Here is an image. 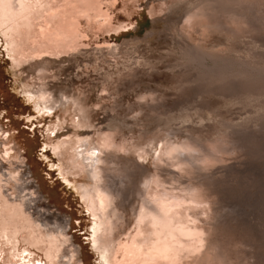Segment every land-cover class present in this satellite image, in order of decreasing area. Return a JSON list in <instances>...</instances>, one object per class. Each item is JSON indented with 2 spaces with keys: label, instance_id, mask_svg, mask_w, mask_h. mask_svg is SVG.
I'll use <instances>...</instances> for the list:
<instances>
[{
  "label": "bare ground",
  "instance_id": "obj_1",
  "mask_svg": "<svg viewBox=\"0 0 264 264\" xmlns=\"http://www.w3.org/2000/svg\"><path fill=\"white\" fill-rule=\"evenodd\" d=\"M13 2L16 3V7L13 6ZM101 3H103L102 0H0V32L5 30L3 35L6 37L5 48L8 55H11L18 65L30 63L31 67L37 68L41 78L45 79L44 73L55 62L50 57L71 54L75 51H77V54H74L75 59L76 56H82L81 47L86 44L85 39L89 37L88 30L83 26L84 23L90 25L94 17L101 15L105 18V20L102 18L104 22L109 27L111 26L113 23V17L109 13L111 9H108V12L104 11L101 8L103 6ZM257 4L262 7V10L259 13L252 12L256 11L254 7ZM247 8L253 10L246 12ZM80 12L84 16L80 15ZM153 12L159 13V15L163 14L161 19L168 26L166 31L172 41V46H174V52L181 60L180 62L183 61L182 69L187 61L185 71H197L196 63L202 65L204 69L211 70L212 68L207 65L208 59H214L216 64L218 63L216 60H224L230 51L238 49L239 41L237 42V39H241L244 33H252L255 39L264 35V0H172L171 2H161L157 8L153 9ZM84 17H89L90 20H86ZM161 19L159 20L161 21ZM101 24L104 25L102 22ZM213 36L216 37L217 44H208L209 38ZM222 39L224 44L219 42ZM109 46L111 47V45ZM105 50H108L107 46L101 45L94 52L103 53ZM91 53L89 52V54ZM251 55H255L254 58H257L264 56V52L261 50L251 53L248 57L251 58ZM245 58L246 64V60L249 58ZM175 59L177 60L175 63L178 64V59ZM255 60L257 59L253 61ZM91 61L93 60L91 59ZM258 61L260 62V59ZM98 62L100 63L99 59L96 63ZM111 62L112 64L116 63ZM252 64L255 65L251 62L250 65ZM168 65L170 66V63ZM260 65L262 66V64ZM94 66V69L99 70L98 64ZM125 66L127 67H124V70L118 71L117 77L123 81L125 78L133 80L132 77L137 76L136 70L129 64ZM175 66L178 65H174L173 69ZM214 66L218 67V65ZM261 68L258 66L257 69L261 70ZM221 74L223 75V72ZM240 75L238 73V76ZM105 76L107 82L102 83L101 90L106 91L107 95L99 98L100 100L113 99L114 105H112V109H109L116 112L121 90L115 84L113 86L112 78L114 76L111 73L107 72ZM128 80H125L126 83ZM114 82L116 80L114 81L113 78ZM141 82H138L139 85ZM132 84H136V81ZM236 86H240L239 82ZM133 87L134 85L130 86V89L133 90ZM147 91L140 94L136 92L139 94L137 96V111H139L137 119L147 114V110L153 113L157 108L159 109L161 104V106L164 105L165 95L162 96L153 90ZM184 92L186 93V91ZM10 94L9 91L4 90V95L7 98L5 100L9 101ZM22 94L23 102L31 103L30 106L34 114H51L58 106L72 105L84 119L82 126L94 127L92 124L93 111L81 93L64 91L58 95L50 87L40 86L35 90L27 89ZM182 94L184 93L182 92ZM261 109L258 113L264 111ZM131 111L135 112L134 109ZM27 118L28 115L24 117V120ZM215 118L214 115L213 119ZM257 121H262V124L257 123L255 126L252 124L248 128L246 125L245 128L236 129L238 132L234 136H229L227 129L234 125L239 127L240 123L216 120L213 130L206 133L195 129L186 132L178 130L164 140H161L162 138L155 139V134H151L155 140L152 137L151 140L148 135L144 137L139 135V139L133 140L132 138L130 140L124 135L120 126L108 132L98 129L93 133L94 136L97 134V138L91 135L92 138L89 136L78 141L75 140L77 147L80 148V153L73 163H79L82 166L81 171H85L86 168L90 169L87 174L90 176L91 183L89 187L84 186L86 192L83 196L93 203L92 210L101 213L100 218L96 213L93 214L96 220L91 227V234L93 233L96 237L98 231H105L103 234L105 238L102 239L100 248L98 239L101 236L95 239L98 254L102 255L100 256L101 263L264 264V244L260 242V238H264V236L262 237L264 233L259 234L260 223L257 217L246 216L242 211L244 202L239 200L242 196L244 180L256 168L253 159L260 154L258 151L262 150H259L258 146L264 137V112L257 117ZM214 123L212 120V124ZM62 124L61 119L58 122L51 121L48 128L45 129L47 131L59 129ZM120 130L123 134L120 139H117ZM44 132L46 131L44 130ZM159 139L161 141H156ZM49 140L54 142L52 139ZM183 141L185 142L182 143ZM191 142L197 145L193 146ZM48 145L47 142L43 148L46 149ZM50 145L56 152L63 149L61 143L55 146ZM177 148L185 151H176L171 156L168 155L169 152ZM261 148H264V144ZM80 156L82 161L78 160ZM148 158H151L153 168L146 167L140 162ZM49 166L54 167V164H49ZM75 167L78 166L75 165ZM180 168L183 171H179ZM262 169L258 173L261 177L264 176ZM61 172L63 174L62 169ZM112 172H115V177L119 176L116 179L113 178L116 180L115 182L111 179V175H114ZM70 173L73 172L69 171L67 174ZM118 178H120L119 181H117ZM133 184L136 189L133 188L130 191L137 199L141 200V205L139 209L134 207L131 208V211L128 209L131 213L129 218L132 219L131 227L128 229V213H126L128 211L125 199L126 196H129L127 195L128 189L130 186L133 187ZM232 197L235 200L234 204L229 201ZM247 198L259 201L255 189L249 191ZM126 201L129 202L128 199ZM0 206V240H2L0 243L5 245V249L7 246L8 250H5L7 264H24L25 254L31 251L32 247L43 252L45 259L41 257L38 260H47L48 264H56L61 240L57 236L44 234L42 230L38 233L30 218L24 215L22 207L10 205L3 198L1 192ZM16 220L27 222L26 228L21 230L14 225ZM262 225L264 232V223ZM20 238L24 242L23 247L20 245ZM246 246L253 249L246 250L244 249ZM105 251L110 255L108 256ZM32 255L33 253L30 252L29 257Z\"/></svg>",
  "mask_w": 264,
  "mask_h": 264
},
{
  "label": "rangeland",
  "instance_id": "obj_2",
  "mask_svg": "<svg viewBox=\"0 0 264 264\" xmlns=\"http://www.w3.org/2000/svg\"><path fill=\"white\" fill-rule=\"evenodd\" d=\"M163 1L171 2L172 0H102L103 3L101 4L103 6L101 8L107 12L108 9H111L109 11L113 17L111 28L104 22L105 18L101 17V15L100 17H94L90 25L84 23L83 26L88 30L89 37L85 39L86 44L81 47L83 57L79 55L75 59L74 54H77V51L71 54L50 57L55 62L44 73L45 79L41 78L37 68L31 67L30 63L18 65L12 56L8 55L5 48L6 37L3 35L5 30L0 32V89L7 90L12 94H10L11 98L9 101L5 100L6 107L0 105V107H3V111L0 112V192L10 205L22 207L24 215L30 218L38 233L42 230L44 234L57 236L61 240L56 264H102L100 257L102 255L99 256L98 247L102 245L105 231H98L96 237L92 233L91 240L87 238L81 239V236H84L89 231V228L85 227V225L90 224L92 227L95 223L96 218L93 214L96 213L100 218L101 213L100 211L92 210L91 206H93V203L90 200H86L83 196L86 192L84 186L87 185L85 187H89L91 183L90 176L87 174L90 169L86 168L85 171H81L80 168L82 166L79 163H73L80 153V148L77 147L76 141L89 136V138H92L94 136L93 133L98 129L108 132L119 126L123 129L124 135L130 140L132 138L137 140L140 136L144 137L146 135L151 139L154 134L155 137H153L155 139L162 138L161 140H164V138L166 139L167 136L168 138L171 137L172 133L178 132V130L186 132L195 129L206 133L213 130L216 126L214 123L216 120L238 122L242 125L229 127L227 129L229 136L236 135L238 132L236 129L240 130L245 128L246 125V128H248L252 124L253 126L257 123L262 124V121H257V117L264 112V56L262 55V58L260 56L254 58L255 55H251V58L248 56L261 50L264 52V35L255 39L252 33H244L241 39H237V42L239 41L238 49L230 51L224 60L221 59L219 60L220 62L216 60L218 62L216 64L214 59H208L207 65L212 68L211 70L204 69L202 65L196 63L195 68L197 71H185L187 61L185 62L184 60L185 66L182 69L181 66L184 64H182L183 61L182 63L180 62L181 60L174 52V46H172V41L166 31L168 26L164 22H159L163 14L159 15V13L155 14L153 12V9L157 8ZM258 5L254 7L256 11L247 8L246 12L259 13L262 7ZM13 6L16 7L15 2H13ZM80 15L84 16L81 12ZM84 19L90 20L89 17H84ZM100 26L103 27L100 28ZM107 29H110V31ZM215 38L214 36L210 37L208 44H217L218 41H215ZM219 42L224 44L223 39ZM105 44H109L111 47ZM101 45L107 46L108 50L103 53H95V49L98 46L101 47ZM84 46L85 49H83ZM89 52L92 53L89 54ZM115 54L116 57H114ZM243 56L249 58V60H246V64L244 62L246 58ZM175 58L178 59V64L175 63L177 62ZM98 59L100 63H96ZM254 59L257 60L253 61ZM258 59H260V62ZM110 60L114 61L113 63L119 62V64H112ZM88 61L91 62L88 63ZM251 62L255 63L256 66L250 65ZM125 63L129 64L137 72V76L132 77L133 80L130 78L129 80L124 79V81L128 80V83L117 77L118 71L127 67ZM169 63L170 66L168 65ZM96 64H98L99 70L94 69ZM174 65L178 66L173 69ZM214 65H218V67ZM258 66L259 68L262 67L261 70L257 69ZM178 67L179 69H176ZM107 72L114 76V81L116 80L113 83L112 78L113 86L116 85L121 90L118 106L115 104L117 106L115 113L110 110L112 105H114L113 99L100 100L99 98L100 96H105V94L107 95L106 91L101 90L102 85L107 82L105 76ZM222 72L224 76L221 74ZM238 73L239 75L242 73L243 77L242 75L238 76ZM237 78L238 80H236ZM134 80L136 84H132L133 82L135 83ZM130 81L133 82L131 83ZM138 82H141L140 85ZM238 82L240 86H236ZM186 83L191 84L188 86ZM133 85L132 90L130 86ZM40 86H48L58 95L60 92L67 91L75 94L81 93V95L85 96L86 103L93 111L92 124L94 127L87 128L82 126L84 119L80 117V113L74 106L61 105L53 113L46 115L34 114L31 108V119H34L36 123L26 131L25 128L21 127L20 121L24 120V117L28 115L31 103L23 102L22 97L24 96L22 92L27 89L35 90ZM188 88L191 89L189 90ZM199 88L201 89L200 91ZM147 90H153L162 96L165 95L164 105L158 106L159 109L157 108L153 113L147 110V114L137 119L139 115V111H137V96ZM4 98L7 99L5 95ZM132 109L135 112L131 111ZM260 109L263 112L258 113ZM17 113H23V115H17ZM151 113L154 115L151 116ZM214 115L215 119H213ZM209 117H212L211 120H209ZM59 119L63 122L59 129L49 131L45 129L48 128L51 121L58 122ZM205 119H208L206 120L207 122ZM233 119L235 120L233 121ZM212 120L214 124H212ZM123 124L125 125L123 126ZM188 125L189 127L187 128ZM122 131L120 130V133ZM123 132L121 134L118 132L116 138L120 139ZM94 137L97 138V134ZM48 138L54 142H51ZM160 139L156 141H161ZM263 140L264 137L261 141L264 142ZM47 142L49 144L47 148L40 149L38 153L37 149L40 145H44ZM262 142H259V150L264 149L261 148L264 144ZM59 143L62 144L63 149L60 152H56L50 144L55 146ZM191 144L193 146L197 145L193 142ZM262 150L258 151L260 154L253 159L255 162L254 167L256 168L244 180L242 196L239 199L244 202L242 211L246 216L254 215L257 217L260 223L259 234L261 235L264 233L263 225L261 226L264 223V176L261 177L258 173L262 168L264 171V154H262L264 151ZM78 160L82 161V157L80 156ZM49 162L54 164V167H50ZM140 162L146 167H154L151 158ZM75 165L78 167H75ZM54 168L58 169V175L55 179L53 178ZM69 171L73 173L67 174ZM114 173L112 172V174ZM111 176L112 180L119 177H115V174ZM140 186L142 187V185ZM133 188L136 189L134 184L133 187L130 186L128 189L130 194L127 193L129 196H126V199L129 202L125 199V203H128L125 204L127 205V211L128 209L131 211L133 207L139 209L141 205V200L131 193ZM254 189L257 191L259 201L247 198L249 191ZM229 201L234 204L235 200L232 197ZM129 211L126 212L128 213V229H130L132 222V219L129 218V214H131ZM133 218H136V216H133ZM13 224L21 230H24L27 226V222L19 220H16ZM102 227L104 229V226ZM98 236H101V241L99 238L98 247H95V239ZM123 238L126 237L123 236ZM260 240L264 244V238H260ZM19 241L22 246L24 242L21 238ZM250 244L253 245V243ZM2 245L0 243V264H7V255L5 253L8 249L7 246L5 249V245L2 248ZM41 246H44V244H41ZM244 249L252 250L253 248L246 246ZM31 251L33 254L44 258L40 249L32 247ZM105 253L108 256L110 255L107 251ZM47 262V260H43L42 264H48Z\"/></svg>",
  "mask_w": 264,
  "mask_h": 264
},
{
  "label": "snow or ice",
  "instance_id": "obj_3",
  "mask_svg": "<svg viewBox=\"0 0 264 264\" xmlns=\"http://www.w3.org/2000/svg\"><path fill=\"white\" fill-rule=\"evenodd\" d=\"M159 22H163V19H161V21H159ZM3 92H4V90L0 89V105H4L6 107ZM2 111H3V107H0V112H2ZM17 115H23V113H17ZM31 116H32L31 107L29 106L28 118L20 121L21 127L25 128L26 131L29 128H31L34 123H36L35 121H33L31 119ZM29 134H31V132H29ZM42 148H43V144L40 145V147L37 149V152L39 153L40 149H42ZM156 155H159V153H156ZM49 156H50V153H49ZM53 163H55V162H53ZM57 175H58V169L54 168L53 169V178L55 179L57 177ZM85 227L89 228V231L87 233H85L84 236H81V239L84 240L87 238L88 240H91V232H92L91 225L90 224L85 225ZM81 231H83V229H81ZM89 247H90V244H89Z\"/></svg>",
  "mask_w": 264,
  "mask_h": 264
},
{
  "label": "clouds",
  "instance_id": "obj_4",
  "mask_svg": "<svg viewBox=\"0 0 264 264\" xmlns=\"http://www.w3.org/2000/svg\"><path fill=\"white\" fill-rule=\"evenodd\" d=\"M176 151H185L184 149H180V148H177V149H173L172 152H169L168 155L171 156L172 154H174V152ZM179 171H183L182 168L178 169ZM195 194V193H194Z\"/></svg>",
  "mask_w": 264,
  "mask_h": 264
}]
</instances>
